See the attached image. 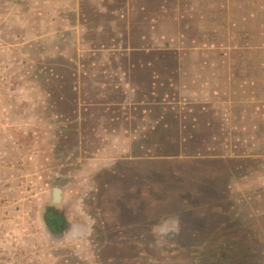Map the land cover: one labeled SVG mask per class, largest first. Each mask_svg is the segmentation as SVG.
Here are the masks:
<instances>
[{
    "label": "crops",
    "instance_id": "0c3cea01",
    "mask_svg": "<svg viewBox=\"0 0 264 264\" xmlns=\"http://www.w3.org/2000/svg\"><path fill=\"white\" fill-rule=\"evenodd\" d=\"M77 1L60 25L78 51L59 54L63 159L52 184L66 232L80 242L94 221L93 251L128 253L111 264L140 251H224L201 239L211 231L198 212L232 205L242 218L240 189L264 172V5ZM93 201L97 215L84 206Z\"/></svg>",
    "mask_w": 264,
    "mask_h": 264
},
{
    "label": "rangeland",
    "instance_id": "374dc122",
    "mask_svg": "<svg viewBox=\"0 0 264 264\" xmlns=\"http://www.w3.org/2000/svg\"><path fill=\"white\" fill-rule=\"evenodd\" d=\"M77 2L0 0V264H111L106 262L111 256L128 254L93 251L94 221L78 242L66 232L67 209L52 197L63 159L58 117L64 63L59 54L73 56L78 51L74 31L63 33L60 25ZM233 2L264 5V0ZM262 32L264 37V28ZM67 69L72 74L74 64ZM70 76L67 86H72ZM247 179V187L240 189V197H247L242 218L234 217L232 205L216 213L198 212V223L211 231L201 239L224 251L132 252L128 264H264V172L249 173ZM255 182L261 186L250 187ZM84 206L98 214L94 201Z\"/></svg>",
    "mask_w": 264,
    "mask_h": 264
},
{
    "label": "water",
    "instance_id": "95a60500",
    "mask_svg": "<svg viewBox=\"0 0 264 264\" xmlns=\"http://www.w3.org/2000/svg\"><path fill=\"white\" fill-rule=\"evenodd\" d=\"M52 191L54 201H58L60 189L58 187H54Z\"/></svg>",
    "mask_w": 264,
    "mask_h": 264
}]
</instances>
